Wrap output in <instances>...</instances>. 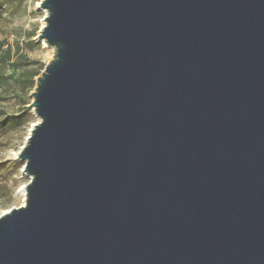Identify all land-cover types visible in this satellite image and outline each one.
<instances>
[{
    "label": "water",
    "instance_id": "obj_1",
    "mask_svg": "<svg viewBox=\"0 0 264 264\" xmlns=\"http://www.w3.org/2000/svg\"><path fill=\"white\" fill-rule=\"evenodd\" d=\"M41 8L0 264H264V0Z\"/></svg>",
    "mask_w": 264,
    "mask_h": 264
},
{
    "label": "rangeland",
    "instance_id": "obj_2",
    "mask_svg": "<svg viewBox=\"0 0 264 264\" xmlns=\"http://www.w3.org/2000/svg\"><path fill=\"white\" fill-rule=\"evenodd\" d=\"M42 2L0 0V43L3 44L2 51H10L12 55L9 64L2 68L0 65V74L13 77L0 82V123L5 119L12 120L7 125L0 124V215L24 204L22 189L29 178L23 174L25 163L19 161L16 154L25 145L33 125L38 123L32 107L33 93L38 78L56 55L54 48L38 41L47 16L41 8ZM29 41L37 43L33 50L25 46ZM22 55L32 64L16 70L11 65Z\"/></svg>",
    "mask_w": 264,
    "mask_h": 264
},
{
    "label": "trees",
    "instance_id": "obj_3",
    "mask_svg": "<svg viewBox=\"0 0 264 264\" xmlns=\"http://www.w3.org/2000/svg\"><path fill=\"white\" fill-rule=\"evenodd\" d=\"M2 46L3 44L0 43V65H1V68L2 66H5L7 64H9L10 60L12 59V55H11V52L10 51H2ZM29 50H33L36 46H37V43L34 42V41H29L26 45H25ZM32 63L29 61V59L25 56V55H22L19 57V60L17 62H14L12 63V67L15 68L16 70H20V69H23V68H28ZM1 73V72H0ZM24 73H26V71H24ZM13 78L12 75H8L6 77H3L1 74H0V82L2 83L4 80L7 81L8 79H11ZM25 79H27L28 77H24ZM34 87V85L32 86ZM14 120V119H13ZM15 120H18V118H16ZM9 122H12L11 121H7L6 119L1 121V125L3 126V124H9Z\"/></svg>",
    "mask_w": 264,
    "mask_h": 264
},
{
    "label": "bare ground",
    "instance_id": "obj_4",
    "mask_svg": "<svg viewBox=\"0 0 264 264\" xmlns=\"http://www.w3.org/2000/svg\"><path fill=\"white\" fill-rule=\"evenodd\" d=\"M43 9V8H42ZM44 10V12L45 13H47V11L45 10V9H43ZM47 15V14H46ZM45 26V21H44V23H43V27ZM42 27V28H43ZM42 43H44V45H47L44 41H41ZM16 157H18V160L19 161H21L20 159H19V154H16ZM24 174V173H23ZM24 175H26V174H24ZM27 176V175H26ZM28 178H29V180H30V177L29 176H27ZM22 194H23V203L25 202V196H26V193H25V186H24V188L22 189Z\"/></svg>",
    "mask_w": 264,
    "mask_h": 264
}]
</instances>
